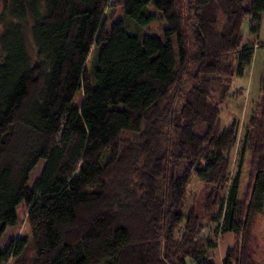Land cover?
Instances as JSON below:
<instances>
[{
	"label": "trees",
	"instance_id": "trees-1",
	"mask_svg": "<svg viewBox=\"0 0 264 264\" xmlns=\"http://www.w3.org/2000/svg\"><path fill=\"white\" fill-rule=\"evenodd\" d=\"M245 1L186 0L188 30L176 0H117L122 17L108 26V0H0V238L20 205L31 230L0 249V264H214L225 232L235 242L221 263L254 264L264 41L260 98L241 147L250 141L253 154L246 202L239 170L229 173L237 122L220 125L233 78L252 62L255 39L245 35H259L264 14V0ZM150 6L162 33L131 32L127 21L155 20ZM126 132L136 144L125 146ZM191 177L207 190L183 211ZM210 223L213 239L203 236Z\"/></svg>",
	"mask_w": 264,
	"mask_h": 264
},
{
	"label": "rangeland",
	"instance_id": "rangeland-1",
	"mask_svg": "<svg viewBox=\"0 0 264 264\" xmlns=\"http://www.w3.org/2000/svg\"><path fill=\"white\" fill-rule=\"evenodd\" d=\"M246 0L245 3H247ZM177 7L180 10L181 16L184 19V25L186 29L189 30L187 25V2L186 0H176ZM151 12L155 15V20L144 27H137L133 23L127 21V27L131 32H136L139 34L149 33V34H161L165 26V22L160 14V12L154 10L150 6ZM105 20L107 26L115 19L122 17V11L118 5L117 0H108V7L105 12ZM243 31L247 32V27L244 23ZM1 32V24H0ZM245 42H249V39H255V49L252 57V62L247 68L245 74L242 77L233 78V86L231 96L229 95L221 104L220 113V125L222 127L228 125L231 121H236L238 126L237 140L234 148L229 154L230 157V177H233L237 170L240 172V199L244 202L247 201L249 195V188L251 184V179L253 177V159L252 150L250 148L251 142H247L245 145V150L241 152V147L244 141L245 130L248 127L249 121L253 114L257 111L258 100L260 98L259 94V77L262 70L263 63V51L259 48V43L264 41V14L262 16L260 33L255 38L250 35H245ZM27 44L29 52L34 54L33 45L30 39H27ZM1 57V50H0ZM89 61V60H88ZM89 63V62H88ZM179 94V93H178ZM177 94V95H178ZM80 94L76 97L75 101L79 100ZM176 99L174 104L182 101V97L173 96ZM137 135L134 133H123L122 140L123 143L132 141L134 144L137 143ZM259 141V140H258ZM257 141V142H258ZM262 141V140H261ZM43 160H40L34 169L31 171L28 179V184H32L35 177L38 175L42 168ZM206 185L199 181L196 177H191L184 196L183 211H186L191 205H195L200 201H203ZM201 203V202H200ZM25 205H20L18 209V222L13 227H6L4 233L0 238V249H3L11 240H15L18 237L29 238L31 234L30 227L26 221V210ZM215 223H210L208 228L204 230L203 236L213 239V228ZM29 249V248H28ZM212 251V250H211ZM249 253L254 261V264H264V205L260 212L254 214L253 223L250 229V244ZM31 251L28 250L27 256L31 255Z\"/></svg>",
	"mask_w": 264,
	"mask_h": 264
},
{
	"label": "crops",
	"instance_id": "crops-1",
	"mask_svg": "<svg viewBox=\"0 0 264 264\" xmlns=\"http://www.w3.org/2000/svg\"><path fill=\"white\" fill-rule=\"evenodd\" d=\"M235 237L230 232H225L220 235L216 248L211 253V258L214 264H222L226 251L234 245Z\"/></svg>",
	"mask_w": 264,
	"mask_h": 264
}]
</instances>
